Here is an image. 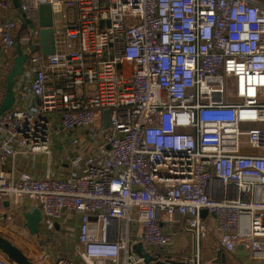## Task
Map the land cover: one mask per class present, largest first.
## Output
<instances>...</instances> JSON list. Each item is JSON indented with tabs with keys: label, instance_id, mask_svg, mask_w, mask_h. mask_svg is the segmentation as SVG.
Wrapping results in <instances>:
<instances>
[{
	"label": "built area",
	"instance_id": "obj_1",
	"mask_svg": "<svg viewBox=\"0 0 264 264\" xmlns=\"http://www.w3.org/2000/svg\"><path fill=\"white\" fill-rule=\"evenodd\" d=\"M35 3L50 5L53 33L68 50L34 52L38 106L0 116V205L20 210L21 221L38 209L42 234L72 212L84 264H146L134 252L139 243L164 263L199 264L196 253L171 252L161 224L179 222L199 243L211 232L204 215L214 219L220 249L264 264V0ZM30 29L17 43L16 22H0V53L34 44L40 28ZM103 111L108 151L98 163L61 179L6 176L19 155H42L47 169L63 161L50 140L93 129ZM11 222L0 214V231Z\"/></svg>",
	"mask_w": 264,
	"mask_h": 264
},
{
	"label": "crops",
	"instance_id": "obj_2",
	"mask_svg": "<svg viewBox=\"0 0 264 264\" xmlns=\"http://www.w3.org/2000/svg\"><path fill=\"white\" fill-rule=\"evenodd\" d=\"M5 1L6 9H0V22L7 19H13L17 24V30L15 31L16 42L29 34V29L40 28L38 8L40 5H36L35 0H20L15 3L14 0H0ZM14 1V2H13ZM23 5H28L31 11L27 13L24 18H19L17 14L18 9H22ZM64 12L67 14V23H72L73 14L71 10L64 8ZM55 15V20L58 19ZM41 39L38 34V38L34 44L37 45L38 51H40ZM74 48V46H72ZM68 50V43H66L63 35H55V52L64 53ZM34 52L29 47L23 48L18 44L14 45L10 50L5 53H0V106L6 101H9L8 110H34L39 101L33 96L30 90V81L32 75L29 70V59ZM9 93V96H8ZM80 98V96H78ZM7 110V111H8ZM104 112V111H103ZM98 114L97 121L93 129H76L74 131L63 133L59 138H52L50 140V150L57 157H62L64 160L52 165L47 169L45 159L42 155H28L16 156L13 164H8L4 172L7 177L13 172L15 175H29L34 178H44L46 175L52 178H65L71 170L82 171L89 162L98 163L100 159L104 157L108 148L103 144L101 136V130L103 129L102 114ZM88 136V137H87ZM87 137V138H86ZM90 138V139H89ZM76 140L75 145H71V141ZM0 214L2 216L12 215V222L7 226L8 232L3 233L0 231V235L7 239H13L22 237L23 234L33 239L26 241L28 250L34 247V241L38 244L42 243V233L38 236H32L23 225V221L20 219V210L13 208L12 206L0 205ZM206 223L210 229V235L196 243L192 234L183 231V228L178 223L167 224L162 223V228L167 234L172 235L173 243L171 252L179 257H193L196 253L198 255L199 264H236L235 260L238 258H244L245 264H262L255 263L249 260L245 254L240 252L228 253L220 249L216 245L218 234L216 232L214 219L212 216L205 217ZM17 221L19 225H17ZM75 224V225H74ZM76 226L77 217L70 211H66L64 214V221L55 227V231L62 234L64 230H67V235L71 244H68L65 249L71 250L74 254L73 257L69 255L68 259L72 260L74 264H84L78 257V252L81 250V246L76 241ZM67 227V228H66ZM139 229V228H138ZM141 252L148 254L144 245L139 243ZM136 246H134L135 248ZM68 251L63 253L67 256ZM28 256L30 260L37 261L42 260V256ZM63 256V257H64ZM60 257V256H58ZM56 257L55 259H57ZM43 261V260H42ZM44 262V261H43ZM49 262V261H48ZM47 262V263H48ZM45 263V262H44ZM50 264L51 261L49 262ZM97 264H109L105 261H99Z\"/></svg>",
	"mask_w": 264,
	"mask_h": 264
},
{
	"label": "water",
	"instance_id": "obj_3",
	"mask_svg": "<svg viewBox=\"0 0 264 264\" xmlns=\"http://www.w3.org/2000/svg\"><path fill=\"white\" fill-rule=\"evenodd\" d=\"M15 3L20 4V0H14ZM13 1V2H14ZM19 18H24L21 8L17 10ZM39 16V36L41 39L40 53L43 56L53 55L55 53L54 39H53V25H54V14L50 5H40L38 8ZM34 52H38L36 49ZM9 96V93H8ZM9 101L6 100L0 106V116L8 110ZM109 117V111H104L102 114L103 126L105 129L107 127ZM24 225L32 236H37L40 233L39 224L41 221V213L38 209H34L31 212H24L22 214ZM134 252L142 257L146 264H174V263H164L160 260H156L150 257L148 254H143L140 247H135ZM0 254L6 258L12 264H35L32 260L27 257V255L20 250L15 244H13L9 239L0 235ZM246 255V254H245ZM244 255V256H245Z\"/></svg>",
	"mask_w": 264,
	"mask_h": 264
},
{
	"label": "rangeland",
	"instance_id": "obj_4",
	"mask_svg": "<svg viewBox=\"0 0 264 264\" xmlns=\"http://www.w3.org/2000/svg\"><path fill=\"white\" fill-rule=\"evenodd\" d=\"M29 35L30 37L33 36L32 34V30L29 29ZM53 39H54V46H55V35L53 33ZM32 52H34L37 49V45H29L28 46ZM252 125H243L241 128L244 129L245 131L249 130L250 128H252ZM88 137V136H87ZM86 137V138H87ZM90 139V138H89ZM246 139H243V142H245ZM13 224V222H12ZM17 225H19V222L17 221ZM75 225V224H74ZM67 228V227H66ZM67 230H64L61 233L58 234V232L54 231L51 234H42L41 235V239H42V243L43 244H38L37 241H34V247L30 250H28V247L26 246V241L28 239H33L30 238L29 236H26L25 234L22 235V237L19 238H13V239H9L13 244H15L20 250H22L26 255L28 256H35V254H37L36 256H42V260L45 262V264H50L49 262L51 261V263H54L55 258L60 256L63 257V253L65 251H68L67 256L64 257H69V255L71 257L74 256L75 253H73L71 250H67L65 249L67 247L68 244H71L69 241V237L67 235ZM40 234V233H39ZM38 234V235H39ZM37 235V236H38ZM32 237V235H31ZM49 261V262H48ZM245 259L244 258H238L235 260L236 264H245ZM0 262L4 263V264H12L9 261L6 260L5 257H3L2 255L0 256ZM48 262V263H47Z\"/></svg>",
	"mask_w": 264,
	"mask_h": 264
},
{
	"label": "trees",
	"instance_id": "obj_5",
	"mask_svg": "<svg viewBox=\"0 0 264 264\" xmlns=\"http://www.w3.org/2000/svg\"><path fill=\"white\" fill-rule=\"evenodd\" d=\"M1 255V254H0Z\"/></svg>",
	"mask_w": 264,
	"mask_h": 264
}]
</instances>
